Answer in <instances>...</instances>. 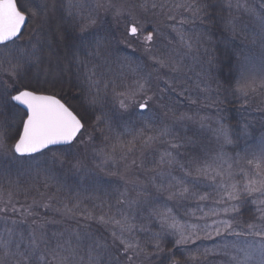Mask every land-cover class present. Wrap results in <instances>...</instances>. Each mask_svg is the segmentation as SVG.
<instances>
[{
    "label": "snow or ice",
    "instance_id": "1",
    "mask_svg": "<svg viewBox=\"0 0 264 264\" xmlns=\"http://www.w3.org/2000/svg\"><path fill=\"white\" fill-rule=\"evenodd\" d=\"M0 264H264V0H0Z\"/></svg>",
    "mask_w": 264,
    "mask_h": 264
},
{
    "label": "rangeland",
    "instance_id": "2",
    "mask_svg": "<svg viewBox=\"0 0 264 264\" xmlns=\"http://www.w3.org/2000/svg\"><path fill=\"white\" fill-rule=\"evenodd\" d=\"M128 54H131V50H128ZM257 131L259 130V125H256ZM259 134V133H256ZM68 183L72 185L74 188H78L82 195L84 196H92L99 198H106L104 195V189L101 185L99 189L96 188V182L93 181L91 176L79 175L75 178H69ZM21 201H23L24 197H20Z\"/></svg>",
    "mask_w": 264,
    "mask_h": 264
},
{
    "label": "trees",
    "instance_id": "3",
    "mask_svg": "<svg viewBox=\"0 0 264 264\" xmlns=\"http://www.w3.org/2000/svg\"><path fill=\"white\" fill-rule=\"evenodd\" d=\"M260 132V129L257 131V133H259ZM257 135H259V134H257Z\"/></svg>",
    "mask_w": 264,
    "mask_h": 264
}]
</instances>
